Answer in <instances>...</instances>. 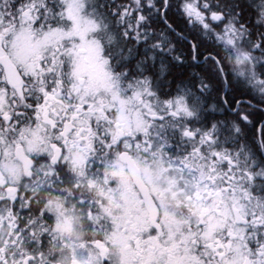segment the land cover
Listing matches in <instances>:
<instances>
[{
	"label": "snow or ice",
	"instance_id": "6c2138e0",
	"mask_svg": "<svg viewBox=\"0 0 264 264\" xmlns=\"http://www.w3.org/2000/svg\"><path fill=\"white\" fill-rule=\"evenodd\" d=\"M0 264H264V0H0Z\"/></svg>",
	"mask_w": 264,
	"mask_h": 264
}]
</instances>
